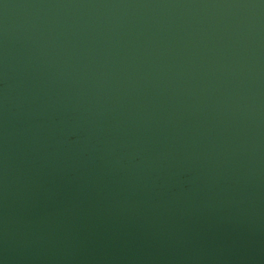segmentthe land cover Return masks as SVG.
<instances>
[{
  "label": "water",
  "instance_id": "1",
  "mask_svg": "<svg viewBox=\"0 0 264 264\" xmlns=\"http://www.w3.org/2000/svg\"><path fill=\"white\" fill-rule=\"evenodd\" d=\"M0 264H264V0H0Z\"/></svg>",
  "mask_w": 264,
  "mask_h": 264
}]
</instances>
